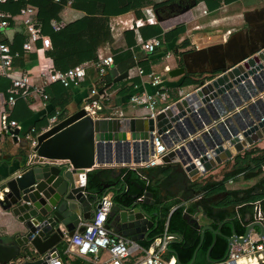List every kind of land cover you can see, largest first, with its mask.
<instances>
[{
  "label": "water",
  "instance_id": "1",
  "mask_svg": "<svg viewBox=\"0 0 264 264\" xmlns=\"http://www.w3.org/2000/svg\"><path fill=\"white\" fill-rule=\"evenodd\" d=\"M192 4L195 5L196 1ZM190 7L191 4H186L183 10ZM154 14L157 21L164 19L156 12ZM243 18L247 24L246 28L229 34L223 42L182 53V65L170 69L169 76L176 77L184 73L222 74L206 83L203 79L200 80L198 89L165 107L155 118H92L86 113L83 103L76 111L35 136L32 150L38 160L24 162L18 171L1 181L8 186L9 191L5 193L3 200H0V206L10 210L20 223L21 229L15 233L12 245L0 246V264H6L17 256H26L19 264H53V257L60 260L58 243L62 242L65 233L71 236L76 228L84 229L82 223L91 219L100 205V197L106 194L104 191L98 196L99 190L89 192L86 187L88 171L103 162L100 155L103 146H110L111 140L147 139L153 130L157 133L166 131L172 122L194 108L197 101L204 102L209 91L220 92L237 80L235 75L242 72L245 75V68L248 69L264 57V5L244 11ZM261 48L262 51H259ZM256 52L258 53L255 54ZM251 54L252 57L241 63ZM230 67L232 68L229 69ZM251 69H248V72ZM124 76L126 72L115 77L113 81ZM109 85L110 83H107L99 88L92 98L97 99ZM7 132L0 131V141L1 138H6ZM17 132L15 128L14 138ZM263 140L264 119L242 133L226 138V142L210 143L207 147H202L200 152H193L184 159L179 155V160L176 161L172 153L170 156L176 161V169L179 172L189 179H196L232 159L248 146ZM42 157L67 160L68 163L60 166L46 164L41 162ZM138 202L140 201L124 206L113 204L105 226L134 241L148 238L155 226L154 220ZM259 213V208L256 207L253 219L245 223L244 233L241 236L233 234L226 237L228 243L232 240L243 242L255 227L264 238V216ZM198 228L199 243L188 264H193L205 230L220 234V231L211 225L206 224ZM172 236L180 239L178 234ZM171 241L172 239L167 245ZM176 264H182L178 258Z\"/></svg>",
  "mask_w": 264,
  "mask_h": 264
},
{
  "label": "built area",
  "instance_id": "2",
  "mask_svg": "<svg viewBox=\"0 0 264 264\" xmlns=\"http://www.w3.org/2000/svg\"><path fill=\"white\" fill-rule=\"evenodd\" d=\"M13 1L17 2L14 14L0 9V30L9 28L11 22L17 20L24 24L28 36L22 44L21 54L18 51H12L7 42L0 40V75L10 79L7 90L0 91V131L20 128L19 123L10 117L19 98H30L32 93H36L39 96L38 104L44 105L46 96L43 86L47 82L59 81L63 86H68L73 82L78 83L84 79L87 68L86 63L77 64L65 71L52 67L50 71H44L45 79L41 86L36 87L30 84L22 69L13 66V58L20 55L25 56L32 51L40 55L51 48L49 33L62 28L65 23L53 17L41 21L38 17L40 0ZM54 1L55 6H61L59 0ZM71 1L67 0V2ZM5 2L7 0H0V4ZM146 13L145 20H137L135 26L143 24L144 21L151 23L156 21L152 8H146ZM161 43V39L157 36L139 41L141 49L147 53L155 51ZM252 55L243 59L241 63ZM91 64L102 80L106 71L113 65V56L109 52L97 53L96 59L92 60ZM250 68L252 69L248 72ZM248 69L245 68V75L243 72L235 75L234 78L237 79L235 82H231L232 79H229L231 85L224 87L220 92L209 91L204 102L197 101L194 108L172 122L166 131L157 133L156 130H153L147 139L111 140L110 146L102 147L100 155L103 162L100 165L139 170L176 163L179 160V155L184 159L188 155L191 156L193 152H200L202 147H207L210 143L226 142V138L234 137L257 124L258 121L264 119V57ZM131 70L132 85L135 90L129 95V102L133 106L143 109L144 113L139 117L155 118L165 107L181 100L200 87L198 84L192 90H186L185 86H168L163 83L158 74H146L140 65H135ZM221 74L222 72L206 74L202 78L203 82H209ZM146 77L151 86L155 88L152 92L140 88ZM97 92L98 86H94L91 88L89 96L96 95ZM174 95L176 96L175 100H173ZM106 98L105 92L99 94L97 99L90 97L84 103L83 108L92 118L120 117L100 112L102 107L100 101ZM34 132L35 128L32 127L26 137L32 138ZM32 143H35V138ZM171 153L176 157V161L171 158ZM31 156L34 162L38 160L34 150H32ZM41 162L57 166L68 163L67 160L45 157L41 158ZM142 177L145 178V176ZM231 181L229 179V182ZM8 191V186L0 183V200H3ZM143 198L144 195H141L137 200L140 201ZM99 203L100 205L96 208L91 219L82 223L83 230L76 228L71 236L65 235L68 252L84 259H93V264H176L174 255L165 257L167 243L173 238L171 233L164 230L162 234L155 236L148 246H141L136 241L115 233L105 226L108 213L113 205L112 196L108 193L102 195ZM257 207L259 208V205ZM132 256H134L133 259ZM22 260L21 258L13 259L6 264H19ZM51 260H55L53 264H65L61 258L59 260L57 257H53ZM261 263H264V238L258 233L255 236L248 235L243 242L236 240L229 242L224 264Z\"/></svg>",
  "mask_w": 264,
  "mask_h": 264
},
{
  "label": "crops",
  "instance_id": "3",
  "mask_svg": "<svg viewBox=\"0 0 264 264\" xmlns=\"http://www.w3.org/2000/svg\"><path fill=\"white\" fill-rule=\"evenodd\" d=\"M168 1L171 0H148L149 4L141 7L140 9L130 10L119 15L109 16L108 24L111 39L103 42L97 47V53L109 52L113 56V65L103 76V78H111V82H108L110 85L105 89L107 98L100 101L102 104L100 110L101 113H111L120 117L141 116L144 113L143 109L135 107L129 102V95L135 90L132 85L133 79L131 77V69H133L135 65H140L146 74H158L162 78L164 84L172 87L179 85L182 75L171 77L168 75V71L179 66L180 62L182 63V53L223 42L229 34L239 30L238 28L243 15L242 12H244L247 8V6H243L244 0H235L229 3H224L223 0H219L220 5L214 9L206 8L204 2L201 1L196 2V4L193 5L192 3L194 0H189V4H191L189 9L183 10V7L187 4L186 3L182 8L176 10V12L162 15L158 12L159 8H152V5L155 3H167ZM239 3L242 4V10L237 9ZM263 5L264 0H260L257 5L255 4L256 7ZM255 6L253 5L251 8L254 9ZM148 7L152 8L153 12H156L157 15L164 18L157 22L158 26L161 28V34L157 37L161 38L162 43L151 53H147L142 50L139 45V41L156 36V34L152 33L153 29H142L139 31V29L133 28L135 27L137 20H145L147 17L146 8ZM204 10H206V12H204ZM84 14L85 12L83 10L77 9L71 6V2H67L62 6V9L56 13L55 18L66 24L79 19ZM144 23H146V21H144ZM214 26H217L218 28L211 29ZM24 29L25 26L22 22L17 20L12 21L9 28L0 30V40L11 44L14 36L23 32ZM126 31H132L133 36L131 34L126 35ZM185 39L189 44L185 47L177 48V51L175 52V47ZM45 51L40 53V55L32 51L27 53V55L22 56V66L19 62H13L12 60L13 66L19 68L20 70L22 69L26 80L36 87L41 86V83L45 79L43 74L44 71H50V68L54 66L53 60L45 54ZM91 61L92 60L82 62L87 65L84 79L78 83H70L67 86L69 88L66 90V93L60 92L55 85L51 84V81L47 82L43 86L44 94L46 96L44 105L40 106L38 104L37 100L39 96L36 93H32L30 98H19L16 101L10 113V117L19 123L20 128H16L18 130L16 138H14V129L11 128L8 129L7 136H9L8 134L10 131H12V134L8 138L6 136L4 140L1 138L0 183L6 176L18 171L24 162L27 163L29 161H33L31 153L34 144L32 141L37 134L63 119L67 115L73 113L81 104L85 103L90 99V97L92 98V96H94H89L90 90L94 86H98L99 89L100 77L98 76L94 66L91 64ZM125 67L128 68L125 69ZM124 72H126V76L117 81H113L115 77ZM203 75L205 76L206 74ZM0 76L6 77L3 75ZM118 81L126 82L127 85L131 84V89L126 92L120 91L122 84L119 83L116 84L115 88L110 87L112 83ZM9 85V78L7 80L0 78V91H6ZM193 87H195L193 84L185 85L186 90H192ZM140 88L146 89L150 92L155 89L151 86L147 77L144 84L140 86ZM173 93L175 94V91H173ZM175 97L176 96L174 95L173 100H175ZM62 110L65 113L64 116L62 118H57V113ZM32 127L35 128V132L33 137L28 139L26 135ZM262 143H264V141H262ZM256 144H258V142ZM259 146L262 147L264 144ZM232 163L233 162L229 163L228 168L224 169V171L220 174H215L216 171H210V173H208L209 175L214 174L210 178L219 180L223 173L231 168ZM170 165L172 169L169 172H163L162 168L164 165H160L159 168L153 169L152 171V176L155 181L153 182L158 188L159 196L161 198L160 200H178L184 203L186 207L191 206V212L186 213L188 220L191 221L194 219L198 223L199 227L206 224L211 225L210 223L213 219L205 215L204 206L217 203L222 197H224L226 192L195 196V191L189 185V183L194 180H188L182 172H179L176 169L175 163ZM97 167L119 168L120 166L99 165L95 168ZM262 168L264 169V166L261 167V169ZM263 175L264 172H261L256 176H251L250 178H244L242 175H238L237 177L231 178V182L227 180V182H225V187L227 190H242L254 185L259 178L263 177ZM201 176L204 175L202 174L198 178H201ZM108 194L111 195L110 192H108ZM150 199V195L146 194V196H144V198L140 201H148ZM152 203H154V201ZM257 205H259V212L262 216H264V198L240 204L215 206L214 210H224L232 217L239 219L241 223H245L253 219L254 210ZM19 229H21V225L17 221L16 217L12 215L9 209H3L0 206V246L8 247L12 245V240L16 235L15 233H17ZM111 230L114 231L112 228ZM257 233L259 234L258 228L255 227L250 231L249 235L255 236ZM65 235L67 234L65 233ZM141 240L143 239L136 240V242L141 245ZM62 242H65V237ZM63 252L68 253L67 256L69 259V261L67 260L65 264H69L70 260L78 257L77 255L68 252L66 248ZM19 258L25 259L26 256H17L11 260H17ZM79 258L83 260L81 264H93V259ZM131 258L133 259L134 256Z\"/></svg>",
  "mask_w": 264,
  "mask_h": 264
},
{
  "label": "trees",
  "instance_id": "4",
  "mask_svg": "<svg viewBox=\"0 0 264 264\" xmlns=\"http://www.w3.org/2000/svg\"><path fill=\"white\" fill-rule=\"evenodd\" d=\"M200 1L204 2L208 9H214L220 5L219 0H196V2ZM231 1L235 0H223L224 3H229ZM66 3L67 0H59L61 6L57 7L54 5V0H40L38 5L39 19L45 21L52 17L55 18L56 13H58ZM148 4V0H72L71 6L83 10L85 14L79 19L66 23L62 28L50 32L51 48L47 49L45 54L53 60V67L60 71H65L82 62L95 60L97 56V47L103 42L111 39L108 24L109 16L140 9ZM163 4H165V2L155 3L152 5V8L158 9ZM16 8L17 2L13 0H7V2L0 4L1 10L8 11L12 14L16 12ZM157 22L156 19L155 23L146 22L133 28L139 29V31L142 29H153L152 33L159 36L161 34V28L158 26ZM125 34H131L133 36L132 31H126ZM27 36L28 32L26 28L20 34H16L12 43L9 44L10 49L12 51L18 50L21 54L22 44ZM188 44L186 39L183 40L175 47V52L177 48L185 47ZM22 60L23 57L20 55L15 57L13 62H19L22 66ZM180 65H182L181 62ZM127 68L128 67H125V69ZM199 76H201V74L184 73L179 81V85H198L200 80H202ZM0 78H4V80L8 79L2 76H0ZM102 79L103 80L99 82V88L111 82V78ZM117 83L122 84L120 91L126 92L131 89V84L127 85L126 82L122 81L114 82L110 87L115 88ZM51 84L55 85L60 92L64 93H66V90L69 88L63 86L59 81H54ZM64 114L62 110L57 113V118H62ZM232 160L233 163L231 168L225 171L219 180L209 178L203 181H192L189 183L196 193L195 196L226 192L224 197L217 203L204 206L205 215L213 219L210 223L211 226L214 229H218L220 234L211 230H205L193 264H209L210 262L224 264V259L229 248L226 237L233 234L242 235L245 231L246 222L241 223L239 219L232 217L224 210L215 211V206L240 204L264 198V175L254 185L242 190H227L225 187V182H227V180L237 177L238 175H242L244 178H250L251 176H256L264 172V169H261V164H263L264 161V146L260 147L254 144L243 152L233 156ZM159 167L160 166H154L139 170L126 167H97L88 171L86 187L89 192H97L99 190L98 196H101L104 191L106 193L110 192L113 204H119L121 206L132 205L137 201L139 196H146V194H149L151 199L148 201H140L138 205L151 215L155 226L152 228L148 238L140 241L141 246H148L153 238L162 234L164 230L171 234H178L180 239L176 237L172 238V241L169 242L166 247L165 257L174 255L178 258L180 263L188 264L192 258L195 247L199 243L200 229L195 220L190 221L187 219L186 213L191 212V206L186 207L184 203L178 200H160L159 191L152 176L153 169ZM252 167H254V169L250 170ZM171 169L172 167L170 164H166L162 168L163 172H169ZM142 176H145V178ZM152 200L154 203L151 202ZM57 247L63 262L69 261L67 255L63 252L66 248V243H59ZM82 262L83 260L77 257L70 260L69 264H81Z\"/></svg>",
  "mask_w": 264,
  "mask_h": 264
},
{
  "label": "rangeland",
  "instance_id": "5",
  "mask_svg": "<svg viewBox=\"0 0 264 264\" xmlns=\"http://www.w3.org/2000/svg\"><path fill=\"white\" fill-rule=\"evenodd\" d=\"M259 2H260V0H244V2H243V6L245 7V6H247V8L244 10V11H246V10H249V9H252L251 7H253V5L255 6V4L257 5V4H259ZM256 7V6H255ZM254 7V8H255ZM257 8V7H256ZM237 9L238 10H242V4L241 3H239V5H238V7H237ZM243 13V12H242ZM243 15H242V18H241V22H240V25H239V27H242V26H244V24H243ZM216 28H218L217 26H214L213 28H211V29H216ZM225 28H226V26H225ZM224 28V29H225ZM205 29V28H204ZM207 29V28H206ZM203 74H201V76H199L200 78H203ZM12 134V131H10V133L8 134L9 136ZM9 136H7V138L9 137ZM264 141V140H263ZM264 143H262L261 141H258V144H255V145H263ZM254 152H256V151H254ZM256 154V153H255ZM233 160L232 159H229V160H227V161H225L224 163H222V164H219V165H217L215 168H213V170L211 169L210 171H216L215 172V174H220L222 171H224V169H226V168H228V164L229 163H231ZM264 166V162H263V164H261V167H263ZM252 169H254V167H252L250 170H252ZM263 169V168H262ZM210 171H208V172H206L205 174H203L204 176H201V178H198L199 179V181L201 180V181H203V180H206V179H208V178H210L211 176H213L214 174H208V173H210ZM209 175V176H208ZM205 177V178H204ZM198 179H193L194 181H198ZM260 179V178H259ZM188 180H190L189 178H188ZM191 183V182H190ZM65 255H68V253H65ZM68 257V256H67ZM60 258H61V260H62V257L60 256ZM63 261V260H62Z\"/></svg>",
  "mask_w": 264,
  "mask_h": 264
},
{
  "label": "flooded vegetation",
  "instance_id": "6",
  "mask_svg": "<svg viewBox=\"0 0 264 264\" xmlns=\"http://www.w3.org/2000/svg\"><path fill=\"white\" fill-rule=\"evenodd\" d=\"M186 3L189 4V0H171L165 3L164 5L160 6L158 12L161 15L169 13L171 14L173 12H176V10H179V8H182ZM243 24L244 26L239 27L238 29H245L247 24L244 20Z\"/></svg>",
  "mask_w": 264,
  "mask_h": 264
}]
</instances>
